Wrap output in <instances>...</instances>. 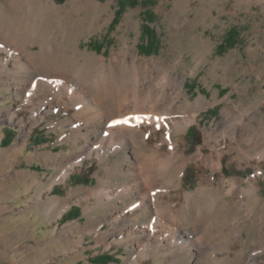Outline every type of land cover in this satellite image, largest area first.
I'll list each match as a JSON object with an SVG mask.
<instances>
[{"label": "rangeland", "instance_id": "obj_1", "mask_svg": "<svg viewBox=\"0 0 264 264\" xmlns=\"http://www.w3.org/2000/svg\"><path fill=\"white\" fill-rule=\"evenodd\" d=\"M129 1L0 0V25L9 27L0 28V264H177L172 254L138 253L139 230L153 210L150 203L148 210H131L142 194L123 189L146 187L137 170L144 156L136 159L132 153L140 145L130 142L105 157L95 152L105 127H117V120L136 113L111 118L124 109L118 106L106 119L93 121L64 88L75 84L72 66L98 58L107 71L133 72L132 56L155 75H179L186 94L182 109L208 103L182 133L179 150L186 147L187 166H176L168 184V178H159L166 188L155 194L171 210L181 207L186 193L206 187L214 199L209 214L219 210L234 217L224 241L234 240L231 254L245 250L264 264V0ZM122 2L125 8L112 24ZM45 41L57 46L43 47ZM110 91L120 94L116 85ZM141 126L149 143L140 147L151 154L159 137L149 139L152 125ZM8 127L13 133L6 138ZM206 131L212 136L206 138ZM213 145L223 150L221 171L192 159L201 146L211 153ZM166 150L167 145L163 155ZM75 172L80 180L71 179ZM234 182L241 194L220 189ZM237 199L242 208L250 205L240 220ZM69 209L74 211L66 216ZM259 226L249 238L248 229ZM217 244L216 260L226 251ZM94 249L108 254L87 262Z\"/></svg>", "mask_w": 264, "mask_h": 264}, {"label": "bare ground", "instance_id": "obj_2", "mask_svg": "<svg viewBox=\"0 0 264 264\" xmlns=\"http://www.w3.org/2000/svg\"><path fill=\"white\" fill-rule=\"evenodd\" d=\"M79 2L76 1L74 5L78 6ZM0 28L8 29L9 27L1 24ZM42 46L54 47L57 45L53 41H45ZM129 61L133 72L122 67L107 71L104 69L105 62L103 64L98 63V58L93 59V62L86 61L81 66H72L71 79L75 84H65L64 88L71 97L70 101L79 109V112L91 114L93 121L95 119L100 121L106 119L110 109L118 106L124 108V111L119 110L111 118L136 113L117 120L115 123L118 124L117 127H105L104 134L99 138L98 146L95 147L96 154H103V157H105L111 152H122L130 142L138 146L148 145L149 140L143 136L142 124L153 126H151L152 131L149 139L159 137L158 141L152 145V148L154 147L156 150L152 149L151 154L145 152V147L133 146L132 148L133 156L136 159H139L142 155L144 156L141 161L139 160L137 170H140V173L145 177L146 187L137 184L135 187L127 186L123 189L124 192L134 193L133 191L137 188L139 189L138 193L142 194L140 199L132 205L131 210L140 207L147 209L146 204L148 203H150L151 210H153L149 223L139 230L143 239V244L138 246L139 255H150L154 251L163 252L164 255L172 254L177 264L259 263L250 259L245 250L235 251L234 255L231 254L234 251L232 249L234 240L232 243L224 241L227 240L225 239L226 236L232 231L231 228L230 232L226 233V228L229 227L230 222H233L234 217H231L230 213L224 214L219 210L213 215L209 214L214 199L208 196L206 187H200L193 193H186L181 207L174 209L170 206L171 210H167L168 205L155 194L157 188L161 187L158 183L159 178H162V180L168 178L169 180L166 179L167 182L164 181L165 184H168L170 178L178 173L176 166L182 165L183 169L187 166L190 159L187 156L186 147L183 151L179 150V147L185 143L182 133L190 123L197 121V113L207 107L208 103L205 100H200L191 109H182L181 97L186 94L183 84L179 85L177 83L179 75L169 71L157 72L158 74L155 75L154 69L147 64L136 61L134 56ZM127 66L126 68H128ZM98 67L102 70L94 75V71L99 69ZM144 70H148L149 74L144 76ZM130 80H133L132 85L129 83ZM173 83L177 85L174 86ZM112 84L119 88L120 94L114 95L110 91ZM23 89H25L24 86ZM93 100L97 104L94 102L95 105H90L89 102ZM111 118H108L107 121ZM135 125L141 127L131 128ZM158 131L160 133H157ZM205 133L206 138L212 136L209 131ZM220 137L221 135H216V138ZM216 138L215 141L218 142L219 140ZM165 145H167L165 151L167 154L163 155ZM211 147L213 152L206 153L204 146H201L195 153L197 156L194 155L192 159L203 161L202 164L211 166L215 171H221L224 168L222 163L223 150L219 151L218 145ZM158 158L160 159L158 160ZM134 167L132 171L136 172L137 170ZM180 179H182V171L180 172ZM212 179L215 180L216 177L213 175ZM237 182L232 183L229 188L223 185L220 189L226 190L228 194L239 195L242 190L237 186ZM207 186H209V183ZM162 187L166 188L165 186ZM116 194H119V191ZM236 201L240 211L238 218L240 220L242 217L245 218L244 211H250V205L247 208H242L239 200ZM186 222H190L192 226L182 227L181 225ZM242 226H245V223ZM211 227H215V231H212ZM261 227L263 226H259L257 230L250 227L248 229L249 238ZM162 231L163 234H160ZM154 235L157 237L161 235L162 237L155 242L156 239L154 238L156 236L154 237ZM217 240L220 241V248L226 251L224 255H221V258L216 260L213 254L217 253V250L213 248L218 245Z\"/></svg>", "mask_w": 264, "mask_h": 264}, {"label": "crops", "instance_id": "obj_3", "mask_svg": "<svg viewBox=\"0 0 264 264\" xmlns=\"http://www.w3.org/2000/svg\"><path fill=\"white\" fill-rule=\"evenodd\" d=\"M5 131H6V134H9V135L13 133V129H12V127H8V128H6ZM39 132H40V134H43V133H45L46 131H43V129H39ZM43 142H44V141H43ZM78 174H79L78 172L72 173V175H71V179L73 178L74 180H80L81 177H80ZM78 206H79V205H76L75 208H78ZM75 208H73V209H75ZM70 209H71V208H70ZM70 209H69V211L67 210V212H66V216H67L68 214H72V212L74 211L73 209H72L73 211L70 210ZM106 254H108V253H104V254H102V253H99L96 249H94V250H92V252L90 253V256L88 255L86 261H87V262H90V260L92 261V260H99V259H102Z\"/></svg>", "mask_w": 264, "mask_h": 264}, {"label": "trees", "instance_id": "obj_4", "mask_svg": "<svg viewBox=\"0 0 264 264\" xmlns=\"http://www.w3.org/2000/svg\"><path fill=\"white\" fill-rule=\"evenodd\" d=\"M129 3H130L131 5H136V4H138V3L134 2V0H130ZM125 5H126V3L122 2L121 7H120V8L117 10V12H116V16L114 17L112 24L117 23L120 14L122 13L123 9L125 8ZM231 37H232V36H228V38H227V43H228V42H229V43H232V42H233V41H232V40H233V37H232V38H231ZM221 47H223V45H221ZM95 49H96V50H101V49H102V45H97V46H95ZM190 86L195 87V84L192 83ZM8 135H9V134H6V136H7L6 138L10 137L12 134H10L9 136H8ZM54 191L57 192V191H58V188L56 187V188L54 189Z\"/></svg>", "mask_w": 264, "mask_h": 264}]
</instances>
